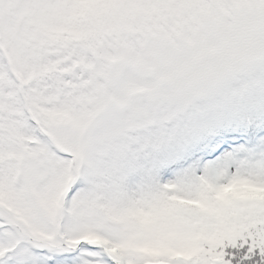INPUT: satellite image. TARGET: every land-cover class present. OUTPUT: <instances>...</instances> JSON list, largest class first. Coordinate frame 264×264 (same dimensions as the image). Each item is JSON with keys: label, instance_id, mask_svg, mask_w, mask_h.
Listing matches in <instances>:
<instances>
[{"label": "snow or ice", "instance_id": "snow-or-ice-1", "mask_svg": "<svg viewBox=\"0 0 264 264\" xmlns=\"http://www.w3.org/2000/svg\"><path fill=\"white\" fill-rule=\"evenodd\" d=\"M0 264H264V0H0Z\"/></svg>", "mask_w": 264, "mask_h": 264}]
</instances>
